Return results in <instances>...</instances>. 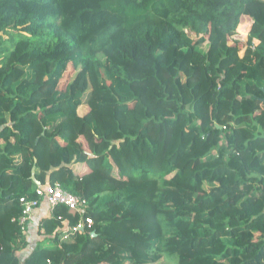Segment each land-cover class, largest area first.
<instances>
[{"label":"trees","instance_id":"1","mask_svg":"<svg viewBox=\"0 0 264 264\" xmlns=\"http://www.w3.org/2000/svg\"><path fill=\"white\" fill-rule=\"evenodd\" d=\"M34 166L88 207L23 258ZM163 256L264 264V0H0V264Z\"/></svg>","mask_w":264,"mask_h":264},{"label":"built area","instance_id":"2","mask_svg":"<svg viewBox=\"0 0 264 264\" xmlns=\"http://www.w3.org/2000/svg\"><path fill=\"white\" fill-rule=\"evenodd\" d=\"M19 202L23 207V213L19 219L22 225L23 233L28 235L29 224L34 220L37 210L46 203L52 210L55 206L64 204L69 208L84 213L88 207V202L78 196L64 190L60 184H51L47 182L44 185H38L35 190V197L21 196ZM86 223H93L91 218L80 221L76 226L70 224L68 219H62L60 227L59 242H71L76 232L84 231ZM22 252V251H21Z\"/></svg>","mask_w":264,"mask_h":264},{"label":"crops","instance_id":"3","mask_svg":"<svg viewBox=\"0 0 264 264\" xmlns=\"http://www.w3.org/2000/svg\"><path fill=\"white\" fill-rule=\"evenodd\" d=\"M52 215V210L49 206L44 203L36 212L34 220L29 224L28 231V245L22 250L23 258L35 247L37 241L42 239L41 231H39L40 222L47 217Z\"/></svg>","mask_w":264,"mask_h":264},{"label":"rangeland","instance_id":"4","mask_svg":"<svg viewBox=\"0 0 264 264\" xmlns=\"http://www.w3.org/2000/svg\"><path fill=\"white\" fill-rule=\"evenodd\" d=\"M248 37V26L247 25H243V27L241 28V30H238V35L235 37L238 39V41H240V45H241V50L243 51V45L245 43V41L247 40ZM176 263V259L174 257H170V256H163V258L155 263V264H175Z\"/></svg>","mask_w":264,"mask_h":264},{"label":"water","instance_id":"5","mask_svg":"<svg viewBox=\"0 0 264 264\" xmlns=\"http://www.w3.org/2000/svg\"><path fill=\"white\" fill-rule=\"evenodd\" d=\"M32 179L36 182L37 185H40V182L36 178V168H35V166L32 169Z\"/></svg>","mask_w":264,"mask_h":264}]
</instances>
